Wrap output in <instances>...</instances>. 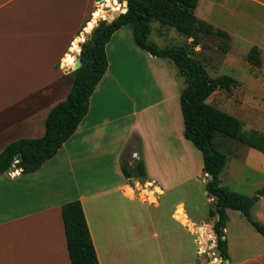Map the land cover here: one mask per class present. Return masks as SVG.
Returning <instances> with one entry per match:
<instances>
[{
  "label": "crops",
  "instance_id": "obj_1",
  "mask_svg": "<svg viewBox=\"0 0 264 264\" xmlns=\"http://www.w3.org/2000/svg\"><path fill=\"white\" fill-rule=\"evenodd\" d=\"M80 3L71 7L85 13L78 17L65 51L61 49L52 61L50 77L47 54L43 56L41 49L14 51L0 44V153L19 139L41 138L47 115L70 92L71 73L64 71L73 56L66 59V52L79 33L90 36L99 18L95 0ZM92 19L91 29L84 32ZM105 54L107 70L89 99L87 114L55 156L30 174L16 169L0 174V264H70L61 207L71 201L81 203L99 264L103 257L104 264H114L113 249L122 247L126 233L137 236L144 225V208L158 207L167 193L203 172L200 151L184 138L180 104L170 99L181 91L171 62L137 47L127 25L113 33ZM248 149L252 155L253 149ZM139 161L145 180L126 178L122 166L133 168ZM263 200L260 196L257 203ZM207 201L213 204L212 198ZM209 213L194 221L182 200L175 201L170 213L174 223L194 237L206 264H264V250L246 251V226L235 224L230 235L228 225L239 213L230 210L224 229L228 259L215 261L214 218ZM155 215L148 212L151 226L158 222ZM235 239L243 241L241 259L231 253ZM133 242L144 246L137 239ZM147 248L154 245L148 243Z\"/></svg>",
  "mask_w": 264,
  "mask_h": 264
},
{
  "label": "rangeland",
  "instance_id": "obj_2",
  "mask_svg": "<svg viewBox=\"0 0 264 264\" xmlns=\"http://www.w3.org/2000/svg\"><path fill=\"white\" fill-rule=\"evenodd\" d=\"M2 1L6 2L0 6V44L11 46L14 51L41 49L43 56L48 55L45 57L50 77L52 61L61 49L64 48L65 51L78 17L85 13V10L71 5H82L80 2L83 0H0ZM122 4L121 0H115L116 12ZM96 6L97 13L99 4ZM103 7L105 13L102 18L107 12L115 10L110 6ZM194 14L214 29L223 30L229 35V40L217 36L203 38L195 47L194 57L204 63L211 78L226 75L237 81L229 91L218 89L206 102L241 120L244 124L242 132L249 134L257 131L264 135V0H198ZM150 29L149 41L159 47L183 46L186 43V37L182 33L162 26L157 21L150 23ZM81 36L83 38L78 43L79 52L81 44L88 37L86 34ZM226 46L227 51L224 50ZM254 46L259 52V67L248 63L246 59ZM69 49L66 53L71 54L75 62L79 52L70 53ZM61 66L64 67L63 64ZM73 66L74 63L70 67ZM173 68L178 89H182L184 79L178 75L174 65ZM68 82H73L72 76L68 77ZM170 99L179 104L178 96L171 95ZM213 145L228 157L225 171L221 175V186L230 191L236 189L239 194L249 196L264 188V154L253 149L251 155L246 145L220 136L213 141ZM193 148L198 150L194 145ZM248 166L257 168L258 173H254ZM197 178L167 193L160 199L158 207L144 208V225L137 236L133 232L126 233L121 240L122 247L113 249L114 264H196L197 260L200 264H206L204 252H198L199 246L194 237H189L187 231L175 224L170 217L175 201L179 200L184 201L187 214L194 221L208 217L213 204L212 201H207V180L202 171ZM148 212L151 215L157 213L158 216V222H154L152 226L148 223ZM251 216L254 221L264 225V200L251 208ZM234 217L238 218V223L231 221L228 225L229 232L235 228V224L242 223L248 230L246 234L249 245L246 251L250 254L263 251L264 238L240 213H235ZM135 239L144 246H135ZM148 243L153 244L154 249L147 248ZM173 243L176 244L172 247ZM242 243V240H233V258L234 254L236 258H242ZM105 260L106 257L101 258V264Z\"/></svg>",
  "mask_w": 264,
  "mask_h": 264
},
{
  "label": "trees",
  "instance_id": "obj_3",
  "mask_svg": "<svg viewBox=\"0 0 264 264\" xmlns=\"http://www.w3.org/2000/svg\"><path fill=\"white\" fill-rule=\"evenodd\" d=\"M121 1L127 2V11L111 22L100 21L90 38L81 44L78 56L81 66L71 73L72 87L65 100L53 107L47 115L44 135L8 144L0 153V174L12 169L30 174L55 156L87 114L89 99L107 70L106 44L118 29L130 26L137 47L153 57L171 62L178 75L184 79L185 85L179 93L183 135L201 153L203 173L207 175L205 192L208 198L213 199L209 215L214 218L212 231L216 238V251H220V259L226 261L228 255L224 229L228 210L239 212L264 238V225L254 221L251 216V208L264 195V188L247 196L221 186L219 176L225 168L227 155L216 150L213 145V141L220 136L264 154V135L257 131L249 134L242 132L244 124L241 120L206 102L218 89L229 91L237 81L226 75L211 78L204 63L194 57L195 47L203 38L217 36L229 40V35L195 16L198 0ZM113 13L106 14L113 16ZM152 21L171 27L192 41L183 46L159 47L149 41ZM224 50L227 51L228 47ZM246 59L254 66L259 67L261 64L255 46L250 49ZM122 172L126 178L141 181L146 178L141 161L133 168L122 166ZM61 218L70 264H99L81 203L71 201L62 205Z\"/></svg>",
  "mask_w": 264,
  "mask_h": 264
},
{
  "label": "water",
  "instance_id": "obj_4",
  "mask_svg": "<svg viewBox=\"0 0 264 264\" xmlns=\"http://www.w3.org/2000/svg\"><path fill=\"white\" fill-rule=\"evenodd\" d=\"M95 2L97 3V5L99 4H103V3H105V0H95ZM127 11V2L126 1H123V4H122V7L119 9V10H117V12H114V16H108L107 14H106V16L104 17V18H102L100 21H102V22H111L114 18H116L118 15H120V14H123V13H125ZM99 21V22H100ZM94 30V29H93ZM92 30V31H93ZM90 38V36H88L87 38H85V40L84 41H86V40H88ZM57 66L58 67H60V63H58L57 64ZM81 66V63H80V61L77 59V60H75V62H74V66L73 67H68V68H66L65 69V73L66 74H69V73H72L73 71H75L76 69H78L79 67ZM216 254L217 255H219L220 254V251H216ZM196 264H200V262H199V260H197L196 261Z\"/></svg>",
  "mask_w": 264,
  "mask_h": 264
},
{
  "label": "bare ground",
  "instance_id": "obj_5",
  "mask_svg": "<svg viewBox=\"0 0 264 264\" xmlns=\"http://www.w3.org/2000/svg\"><path fill=\"white\" fill-rule=\"evenodd\" d=\"M114 3H115V0H105V3H103L102 5L103 6H110V7H113V8H115V6H114ZM118 5V4H117ZM103 6H98V10H97V13H96V17H99V18H102L103 17V14L105 13V12H103ZM103 7V8H102ZM117 7V6H116ZM114 12H116V8H115V10H114ZM108 13V12H107ZM101 16V17H100ZM98 18V19H99ZM97 19V20H98ZM93 20L94 19H92L90 22H89V24L86 26V29L84 30V32H89V30L91 29V27H92V24H93ZM83 36H79L76 40H75V42L72 44V47H71V49H70V53H72V52H78L79 51V47H78V42L81 40V38H82ZM65 58L66 59H69L70 58V54H66V56H65ZM134 194V193H133ZM152 196V195H151Z\"/></svg>",
  "mask_w": 264,
  "mask_h": 264
},
{
  "label": "built area",
  "instance_id": "obj_6",
  "mask_svg": "<svg viewBox=\"0 0 264 264\" xmlns=\"http://www.w3.org/2000/svg\"><path fill=\"white\" fill-rule=\"evenodd\" d=\"M15 162H17V161H15ZM212 255H213L215 261L218 260L219 263L222 262V260L220 258H217V254L216 253H213Z\"/></svg>",
  "mask_w": 264,
  "mask_h": 264
}]
</instances>
